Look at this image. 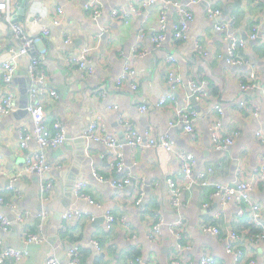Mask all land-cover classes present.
<instances>
[{
	"label": "crops",
	"instance_id": "0c3cea01",
	"mask_svg": "<svg viewBox=\"0 0 264 264\" xmlns=\"http://www.w3.org/2000/svg\"><path fill=\"white\" fill-rule=\"evenodd\" d=\"M87 1L27 0L26 14L17 22L40 40L38 50L43 52L40 70L46 76L48 91L39 100L45 105L48 126L61 121L67 130V141L60 148L46 152L50 164L62 167L53 169L47 176L46 182L50 181L53 189L49 200L44 201L40 176L24 173L27 157L38 154L40 146L33 138L26 148L22 147L24 136H33L34 132L29 113L17 116L21 89L26 87L31 64L29 55L22 56L16 76L21 82L14 83L17 109L8 115L0 114L3 170L0 190L6 202V205L0 203V214L12 222L10 231L0 228V240L4 247L27 249L29 255L20 262L10 259L6 264H48L51 258L69 264L68 250L73 246L86 250L87 259L83 262L86 264H172L175 259L200 264L204 254H210L215 264H235L234 256L227 253L230 244L245 252L243 264H264V243L253 240L249 214L240 216V207L234 200L224 206L220 197H212L217 184H233L239 179L256 182L261 165L264 166V145L256 138L258 131L264 132V0H212L206 5L203 3L206 0L196 4L192 0H173L191 11L194 20L187 39H175L173 28L180 16L175 6H169L167 35L160 47L154 45L153 36L160 29L161 2L141 7V13L131 15L125 24L111 13L125 8L129 0H102L103 14L99 19L84 10ZM20 3L21 0H11L15 17ZM211 7L222 12L217 20L209 19ZM232 21L231 33L247 40V46L237 52L246 66L227 63L228 34L214 27L215 23ZM254 27H258L260 38L250 40ZM45 28L47 34L43 33ZM142 29L145 31L141 38ZM68 40L72 43L68 44ZM0 43L1 102L5 96L1 67L12 57L11 48L18 47L10 24L3 20H0ZM197 45L202 47L200 52L196 51ZM86 49H89V62L86 70H82L72 58L82 56ZM171 56L178 60L174 67L183 79L177 90L167 80L170 67L167 60ZM127 64L135 71V78H128L120 85ZM251 76L260 88L242 91L240 80H249ZM192 78L205 81L208 92L207 100L199 104L201 112L194 137L186 133L177 115V109L184 105L188 95L185 86ZM133 83L138 88L133 89ZM52 90L56 96L50 94ZM169 96L171 99L158 109L157 104ZM242 101L246 102L245 108L240 106ZM142 106L148 109L142 111ZM192 106L197 110L193 102ZM215 106L225 111V133L241 129L240 137L228 152H219L212 146L208 125L217 117L212 110ZM254 108L259 109L258 116ZM99 117L106 134L124 145L122 172L114 166L111 149L85 138L90 124ZM130 128L144 137L143 147L127 144ZM165 135L174 142L171 150L148 146L150 139L159 140ZM80 138L83 143H78ZM181 151L194 156L196 176L207 174L210 186L194 185L175 201L169 194L168 180L181 183L184 177L176 157ZM127 173L134 176L130 185L122 189L112 185V180L125 178ZM74 180L75 184L81 180L87 182L88 193L96 204L79 199L74 190L70 191L71 198L66 194ZM141 182L145 184V197L143 204L137 206ZM252 198L261 205L264 219V186L259 182ZM7 203L15 205L16 211ZM68 210L82 215L64 221L63 215ZM19 212L28 215L24 224H19L16 218ZM42 213L48 218L40 229ZM108 215L117 219L110 231ZM157 218H162L165 225L161 236L152 242L148 232ZM100 219L104 221L94 226V221ZM205 224L217 226L220 237L204 233ZM68 230L71 241L62 238ZM179 231H183L184 244L191 246L181 256L176 252ZM25 232L39 234L45 240L27 246ZM231 233H237L240 239L233 240ZM94 242L102 248L99 252L94 247L98 255L91 248Z\"/></svg>",
	"mask_w": 264,
	"mask_h": 264
},
{
	"label": "built area",
	"instance_id": "2783aa9c",
	"mask_svg": "<svg viewBox=\"0 0 264 264\" xmlns=\"http://www.w3.org/2000/svg\"><path fill=\"white\" fill-rule=\"evenodd\" d=\"M74 1V0H68ZM203 1V0H192L194 4ZM161 2L163 6V10L161 12L160 18V29L159 33L153 36V43L156 47H160L161 44L166 39V10L169 6H175L176 11L178 12L180 19L179 22L174 25L173 28V36L177 40L187 39L188 31L190 29V24L194 20V15L191 11L185 8L180 3L173 0H129L128 4L125 8L114 9L111 13V16L115 19H121L125 24L129 22L131 15H138L141 13V7H147L149 5H154ZM85 11H90L92 16L95 19H99L103 14V2L102 0H88L84 5ZM59 13H63V9H59ZM222 15V12L216 8H209L208 16L210 20H217ZM15 14L11 9V0H0V20L5 21L10 24L12 34L14 38L18 42V47H12V57L9 58L2 64V78L5 86V96L0 102V114L8 115L11 112L17 109V93L14 90V83L18 73L19 67V59L22 56L29 55L31 57V64L29 67V78H30V86L28 89L29 95V105L27 107L28 113L34 123V132L33 136L30 134H26L23 139L22 147L26 148L27 143L31 141L33 138L36 140L38 145L40 146V152L34 156L27 157L26 166L24 169V173H37L42 182H41V193L42 199L44 201L49 200L51 191L53 189V185L50 181L46 182L47 176L53 171V169L61 168L62 166H54L50 164L46 159V152L49 149L60 148L67 141V130L64 124L61 121H55L52 127H49L47 124V120L45 117V105L41 100H39L40 95H44L48 89L46 87L47 81L46 76L42 70H40V63L43 59V52H39L38 43L39 38H37L33 34H29L20 23L14 22ZM55 24H59L57 21ZM215 30L218 32L227 33V38L229 39V48L226 57V61L228 64L235 67L246 66L247 63L238 56V51L245 48L247 46V40L235 36L231 33L233 29V21L225 24L215 23ZM144 29L140 32V37H144ZM43 33L47 34L48 29H44ZM264 38V34L262 35ZM260 38L258 27H254L253 32L250 35V40H257ZM68 44L72 43V40L67 41ZM1 46V43H0ZM201 46H196V51L200 52ZM137 52V47L134 48ZM89 53V49H86L82 56L72 58V61L78 62L80 68L82 70H86L89 59L87 58V54ZM167 62L170 64L167 80L172 85L173 90H177V86L183 83V79L180 77L178 69L174 67V64L178 62V60L171 56L168 58ZM91 72V71H90ZM135 78V71L131 70L129 64L126 65L124 74L119 80V84L121 85L126 79ZM122 80V81H121ZM132 82V81H131ZM241 90L244 92H248L250 90L259 89V84L255 81V77L251 76L249 80L241 79L239 82ZM133 89L138 88L137 84L133 83ZM185 88L188 91L187 97L184 99V105L177 109V115L179 117L180 124L183 125L184 130L187 134L191 136H195L196 134V121L199 119L200 115L197 110H195L192 106V100L195 99L198 104L204 103L208 98L207 92V84L205 81H200L195 78H192L188 81ZM263 94H264V88ZM52 96H56L57 93L52 90L50 93ZM171 99V97L163 98L158 104L157 108H161L167 103V100ZM241 107H246V102L242 101L240 104ZM148 109L147 106H142L140 110L146 111ZM217 113V117L213 118L208 125V130L210 133V138L212 141V146L215 150L219 152H228L230 148H232L236 140L241 135V129H232L227 133L224 132V124L223 118L225 116V111L221 106L212 107ZM255 115L258 116L259 109L254 108ZM102 119L99 117L94 120L88 130L85 132V138L94 143H101L105 145L107 148L111 149L114 166L116 170L119 172L124 171L125 164L123 160L122 150L124 145L121 144L114 137L108 136L106 134V130L102 125ZM127 144L132 147H143L145 145V139L141 134H138L134 129L130 128L127 133ZM257 140L264 145V132L258 131L256 133ZM148 146L159 149L171 150L174 142L167 135L161 137L159 140L150 139L147 141ZM176 157L180 162V167L183 171V179L181 183L174 181L173 179L168 180L169 186V194L172 196V199L177 201L183 191L190 189L194 185L208 187L210 183L208 181V175L203 174L196 176L195 174V158L192 154L181 151L176 153ZM3 174V170L1 169V157H0V175ZM96 175V174H95ZM98 177V175H96ZM101 181L103 179L99 177ZM134 176L131 173H127L125 178L112 180V185L117 189H122L125 186H128L132 183ZM259 182L262 186H264V166L261 165V169L258 173V177L256 182L254 181H246L243 179H239L233 184L222 185L217 184L215 190L212 192V197H220L222 200V205L228 204L231 200H234L239 209V215L245 216L247 213L248 224L256 226L260 229V233L253 238V240L257 243H264V219H263V209L259 203H255L253 201V193L255 190L256 183ZM144 182H141L140 189L137 190V201L135 204L140 206L144 201L145 191H144ZM75 195L81 199L89 202L91 205L96 204L95 201L88 193V184L86 181L81 180L78 181L74 186ZM0 203L6 205L4 195L0 190ZM177 204V203H176ZM9 207L12 208L13 211H16V206L7 203ZM249 209V211L247 210ZM81 212H75L72 210H68L63 215L64 221H71L74 216H80ZM27 214L18 213L17 220L19 224H24L27 221ZM48 215L46 213H42L39 216V228L42 229L44 223ZM117 219L112 216H107V229L108 231L113 229V226ZM165 222L162 218H157V221L154 225L151 226L148 232V238L153 242L158 237L161 236L163 227ZM67 225L63 226V229H66ZM0 228L8 232L12 228L11 220L5 215L0 214ZM202 230L206 234H210L215 237H220L221 230L215 225L205 224L202 226ZM24 234V242L27 246L32 244H41L44 242V237L39 234L25 232ZM231 238L233 240L240 239V236L237 233H231ZM177 240V253L181 256L185 251L190 250L191 246H187L184 244V236L183 231H179L176 233ZM93 246L97 251L101 252L102 248L98 242H94ZM79 247L73 246L68 250L69 264H86L81 261L79 257ZM227 253L232 254L235 259V264H243L245 261V252L243 249L238 246H234L230 244L227 247ZM29 252L27 249L13 248V247H4L3 241L0 240V264H6L8 260L14 259L16 262H20L22 259L28 257ZM139 261V260H138ZM264 262V259H263ZM215 259L210 254L202 255L200 259V264H215ZM250 263H254L251 261ZM48 264H61L56 258H51L48 261ZM172 264H192L191 261L183 260V259H175Z\"/></svg>",
	"mask_w": 264,
	"mask_h": 264
},
{
	"label": "water",
	"instance_id": "95a60500",
	"mask_svg": "<svg viewBox=\"0 0 264 264\" xmlns=\"http://www.w3.org/2000/svg\"><path fill=\"white\" fill-rule=\"evenodd\" d=\"M210 1H212V0H206L203 3H205V5H206ZM26 3H27V0H21V3L18 5V12H17L18 14H17V17L14 18L15 23L21 22L23 20L25 14H26V7H27ZM244 39H246V38H244ZM15 82L20 83L21 81H20V79L16 78ZM30 83H31V81H30V78L28 77L26 87L24 89H21V99H20L19 109L17 111V116L23 117V116L28 114V109H27V107L29 105L28 89H29ZM192 101H193V104L195 105V108L200 113L201 108H200L198 102L195 99H193ZM78 143H83V139L80 138L78 140ZM80 146L82 147L83 145H79V147ZM75 182H76V180H74L73 187L71 189H68V192H66V194L69 195L70 198L72 197V192H70V191L74 190ZM143 202H142V204H143ZM102 221H104V220L100 219V220L94 221L95 222L94 226H98ZM91 248L93 249V251L96 255L99 254L97 251H95V248L93 245H91Z\"/></svg>",
	"mask_w": 264,
	"mask_h": 264
},
{
	"label": "trees",
	"instance_id": "16d2710c",
	"mask_svg": "<svg viewBox=\"0 0 264 264\" xmlns=\"http://www.w3.org/2000/svg\"><path fill=\"white\" fill-rule=\"evenodd\" d=\"M13 203V202H12ZM248 226H249V228H250V232H251V236H252V238H255V236L257 235V234H259L260 233V229L259 228H257L256 226H253V225H251V224H248ZM63 240L65 239H68V240H70L71 241V232H69V230L68 231H66L64 234H63ZM87 252H89V251H87ZM78 253H79V257L81 258V261L82 262H85V260L87 259V254H85L86 253V250H84V248H82V246H79V251H78Z\"/></svg>",
	"mask_w": 264,
	"mask_h": 264
}]
</instances>
